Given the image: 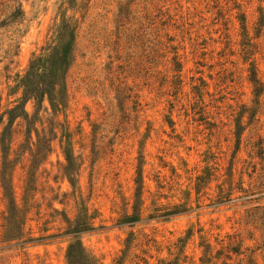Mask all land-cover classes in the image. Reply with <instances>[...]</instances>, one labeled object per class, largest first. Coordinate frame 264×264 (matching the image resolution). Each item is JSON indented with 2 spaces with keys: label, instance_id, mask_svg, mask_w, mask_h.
I'll use <instances>...</instances> for the list:
<instances>
[{
  "label": "rangeland",
  "instance_id": "374dc122",
  "mask_svg": "<svg viewBox=\"0 0 264 264\" xmlns=\"http://www.w3.org/2000/svg\"><path fill=\"white\" fill-rule=\"evenodd\" d=\"M74 240L93 264H264V0H0V264Z\"/></svg>",
  "mask_w": 264,
  "mask_h": 264
},
{
  "label": "trees",
  "instance_id": "16d2710c",
  "mask_svg": "<svg viewBox=\"0 0 264 264\" xmlns=\"http://www.w3.org/2000/svg\"><path fill=\"white\" fill-rule=\"evenodd\" d=\"M68 39L70 43L72 44V40H74V31H70L68 33ZM69 46V50L65 51V49H61L60 51H57L54 55V62L50 63L48 67L46 68L48 70L47 73L44 74L46 78L52 79V83L54 85H58V89L56 90L53 88L52 91V98L49 96V100L51 102V105L54 107L62 106L64 105V90H63V78L65 75L66 66L68 63V54L71 50V45ZM51 83V82H50ZM257 83V82H256ZM259 154H262L260 151ZM68 159V157H67ZM69 163V162H68ZM230 194H219L218 195V202L228 200ZM178 213L177 211H173L170 213H165V216H173ZM137 219L134 217H128L125 216L122 220L119 221L120 224L128 223L132 225L135 223ZM93 228L88 224V222H80L77 224V227L73 231H67L66 236L76 238L78 235H80L82 232H88L91 231ZM66 258L68 261V264H93L92 259L84 253L83 248L81 244L74 240L69 244L67 248Z\"/></svg>",
  "mask_w": 264,
  "mask_h": 264
}]
</instances>
